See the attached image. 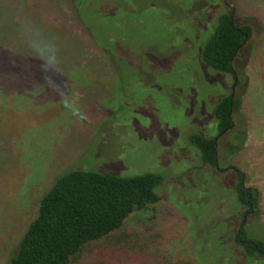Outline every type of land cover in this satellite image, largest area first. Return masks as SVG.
Segmentation results:
<instances>
[{"label": "rangeland", "instance_id": "1", "mask_svg": "<svg viewBox=\"0 0 264 264\" xmlns=\"http://www.w3.org/2000/svg\"><path fill=\"white\" fill-rule=\"evenodd\" d=\"M76 1L0 0V14L13 19L0 20V264L55 177L76 169L162 176L158 204L124 222L127 246L137 247L128 254L156 264H264L235 240L242 223L248 243H264L259 217L242 220L239 178L228 169L242 131L217 139L218 170L189 142L217 137L215 107L236 91L231 75L203 62L204 44L230 9L237 26L262 29L233 61L244 77L250 52L264 46V0H79V15ZM85 15L95 31L119 22L113 47L99 46ZM27 23L59 44L45 65L23 57L32 43L15 51Z\"/></svg>", "mask_w": 264, "mask_h": 264}, {"label": "trees", "instance_id": "2", "mask_svg": "<svg viewBox=\"0 0 264 264\" xmlns=\"http://www.w3.org/2000/svg\"><path fill=\"white\" fill-rule=\"evenodd\" d=\"M78 3L79 0L75 4L77 13ZM11 13L15 14L14 11ZM85 17L83 20L80 17L81 22L85 27L90 26L88 31L99 46L104 49L113 47L110 37L112 30L115 31L114 24L119 22L104 20L95 31L93 28L91 30V18ZM0 20L13 21L5 14H0ZM20 30L17 38H24L25 46H18L15 51H25L26 46L32 43L31 51H26L28 56L23 57L28 61H38L41 65L47 64L44 58L47 49L56 51L59 44L43 36L47 33L42 28L32 30L27 23ZM254 31L252 23L237 26L230 9L229 13L220 17L212 36L204 44L201 55L203 62L216 72L231 75L237 87L243 89L244 77L234 72L233 61ZM69 51L75 52V48ZM241 96L242 92L237 88L236 92L224 96L215 107L214 118L218 127L216 138L199 135L189 138L190 145L198 151L203 165L218 166L217 139L234 130L232 120L235 115L240 117ZM243 126L242 130H238L242 131L240 144L234 146L232 141L229 144L231 156L242 147L245 138ZM228 169L239 178L240 184L235 188L237 202L242 206H248L249 203L259 217L258 190L242 185L244 174L234 165ZM162 183V176L152 173L123 178L76 169L56 176L42 196L36 216L28 224L6 264H156L149 256L141 257L136 251L128 254L127 248L137 247L127 246L129 236L126 237L122 229L132 213L158 204L160 199L156 189ZM235 240L247 255L256 258L264 256V243H247L244 229H240Z\"/></svg>", "mask_w": 264, "mask_h": 264}, {"label": "crops", "instance_id": "3", "mask_svg": "<svg viewBox=\"0 0 264 264\" xmlns=\"http://www.w3.org/2000/svg\"><path fill=\"white\" fill-rule=\"evenodd\" d=\"M258 32L261 30L254 31L251 39ZM251 53L252 56L244 66V88L241 89L234 83L242 96L240 117L235 115L233 127L238 131L244 125L245 138L241 149L231 157L233 165L244 174V187L256 188L260 194L259 220L264 226L261 219L264 213V46L252 49L250 55Z\"/></svg>", "mask_w": 264, "mask_h": 264}, {"label": "flooded vegetation", "instance_id": "4", "mask_svg": "<svg viewBox=\"0 0 264 264\" xmlns=\"http://www.w3.org/2000/svg\"><path fill=\"white\" fill-rule=\"evenodd\" d=\"M115 24H117V23H115ZM114 24V25H115ZM118 27V26H117ZM215 168L218 170V166H215ZM223 175V174H222ZM225 176V175H224ZM243 185V184H242ZM244 186V185H243ZM233 190L234 191H236L235 190V188H233ZM239 204V203H238ZM240 207L242 208V210H241V216H242V220H243V217H244V219H245V217H246V219H247V217L248 216H252L253 218L254 217H257L256 215H255V208H253L249 203H248V206H242V205H240ZM245 223V222H244ZM245 225V224H244ZM240 229H244V226H242V223H241V225H239V227H238V230L236 231V233L235 234H238L239 233V231H240ZM248 243V242H247ZM254 258H256V257H254Z\"/></svg>", "mask_w": 264, "mask_h": 264}]
</instances>
